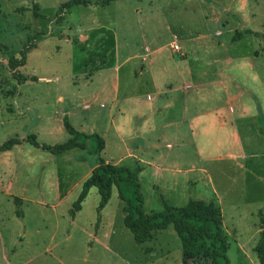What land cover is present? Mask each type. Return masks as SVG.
I'll list each match as a JSON object with an SVG mask.
<instances>
[{
    "label": "rangeland",
    "instance_id": "obj_1",
    "mask_svg": "<svg viewBox=\"0 0 264 264\" xmlns=\"http://www.w3.org/2000/svg\"><path fill=\"white\" fill-rule=\"evenodd\" d=\"M68 1L0 0V264H182L173 225L136 242L115 184L105 209L92 187L73 217L99 156L93 140L59 154L42 148L75 141L66 116L81 132H104L102 157L134 168L140 163L130 153L141 155L146 213L162 211L164 199L176 206L213 201L222 209L230 264H261L255 246L264 220V121L252 113L260 116V104L264 115V54H256L264 51V35L247 34L228 50L217 42L248 28L264 32V0L64 6ZM26 47L25 64L13 71L10 53L22 59ZM114 83L121 105L113 101ZM221 84L232 92L229 104L215 98L224 94ZM219 106L234 108L230 116L248 110L231 131L241 140L227 141L219 130L204 139L209 116L176 133L183 111ZM138 112L152 124L148 149L132 136Z\"/></svg>",
    "mask_w": 264,
    "mask_h": 264
},
{
    "label": "trees",
    "instance_id": "obj_2",
    "mask_svg": "<svg viewBox=\"0 0 264 264\" xmlns=\"http://www.w3.org/2000/svg\"><path fill=\"white\" fill-rule=\"evenodd\" d=\"M113 1L115 0H97L96 4L105 6ZM89 3V0H70L64 6L87 5ZM241 36V32H237L233 40H239ZM28 52L26 47L22 51V59H18L15 54L10 53L13 71L18 66L25 64ZM16 76L22 82L29 80L26 76L19 74ZM64 125L75 141L57 146L43 144V149L59 154L80 144L78 141L93 140L92 152L99 156L96 167L84 181L81 194L71 209L72 215L81 209L82 203L92 187L98 188L100 194L99 207L100 209L104 208L111 198V190L115 184L119 188L120 197L125 201V225L132 231L137 243H144L153 238L157 230L173 225L182 243V264H230L228 257L229 236L224 226L222 209L218 204L213 201L191 198L185 205L176 206L169 204L164 199L162 211L146 213L139 180V174L143 170L142 166L137 164L131 168L126 165L107 162L101 156L105 148V140L101 135L77 130L67 116L64 118ZM29 140L37 144L34 137L29 138ZM128 183L133 187L131 194L126 192V184ZM161 196L163 198L164 194L161 193ZM255 252L260 263L264 264V220Z\"/></svg>",
    "mask_w": 264,
    "mask_h": 264
},
{
    "label": "crops",
    "instance_id": "obj_3",
    "mask_svg": "<svg viewBox=\"0 0 264 264\" xmlns=\"http://www.w3.org/2000/svg\"><path fill=\"white\" fill-rule=\"evenodd\" d=\"M216 18H217V21L219 22V17H216ZM221 33H222L221 30L217 31V34L220 35ZM241 34H242V36H241V38L239 40L234 41L233 40L234 36H232L229 39H227L226 41H224V44H221V41H218L217 45L219 47H225L226 50H228V49L234 47L233 45H236L239 42H241L246 37L247 34L248 35H253L254 37H260V36L264 35V32H262L261 30H258V29L248 28V29H246V33H243V31H242ZM83 37H86V36H83ZM173 42H177V40H174ZM260 48H262V45L260 46ZM256 52H257V50H256ZM182 54L186 55L187 53L185 52V53H182ZM256 54H257V56L262 55V54H264V51H261L260 53H256ZM229 60L233 61V59L231 57L229 58ZM221 85L225 89L224 90V94L221 97H216L215 96V98H218L220 101H223L224 103L229 104L231 102V99H232L231 98L232 97L231 96L232 92L228 90V88L225 86V84H221ZM114 86L116 87V90H115V92L112 93L113 96H114L113 97L114 98L113 101H115L116 103L119 102V105H121L122 101H119V99H120L119 86L117 85V83H114ZM121 96H123V98H124V96L126 97L127 94H125V95L122 94ZM138 107H139V105H138V103H136V107H134V109H138ZM258 108L261 109L260 116L257 117L254 113H252L253 114L252 118H254L256 121H258V120H263L264 121V115H263V111H262V108H261L260 104H258ZM112 111H114V109ZM161 111H163V110H161ZM118 112H121V109H119ZM246 112H248V110L246 111V109L243 108V110L241 111V113L239 115L233 114V116H230L229 113H234V108H232V107L231 108H227V106H219V107H214L212 109H205V110H203L201 112H197V113H194V114H191V115H185L186 111H185V113L183 111L182 112L183 116H181V119L176 122V126H178L176 128V133L178 134L179 132H184L185 130H188L190 128L191 124H194L195 122L201 121L204 116H209V118L206 119V121L208 123V127L206 128V131L208 132V135L205 136L204 139L214 140V137H216V132L219 130V132L228 135V137L224 138L227 141L241 140L240 136L232 134L231 131H232V128H236L237 127V124H236L237 121L243 120V119L246 118ZM134 114L137 117L136 118L137 124H136L135 128L133 129L134 130V132H133L134 135H132V136H133L134 140H138V139L141 140V143L137 144V148H139L140 146H143V148L148 149V147L145 144V142L148 141V140L146 141L145 134L147 132H150L151 129H152L151 121L148 120L149 117L147 116L148 114H146V113L138 112V113H134ZM115 117H116V114L113 112L112 113V118H113L112 122L113 123H114ZM122 120H123V115L121 114L118 117L117 123H115V124H117L116 125V129H117V131L120 134H121L120 127L122 128V130L124 129V127L121 126V125L119 127L118 124L123 123ZM165 126H166V124H165ZM96 130L97 129L92 128L89 131V134H92V133H97L99 135L102 134L101 136L103 137L104 132L99 133L100 131H96ZM198 132H199V130H198ZM230 132H231V135H230ZM260 133H261V135H264V129L260 128ZM103 138L105 140V147H106L107 139L105 137H103ZM121 139H122L123 142L125 141L124 133H122V138ZM219 141L220 140H217V142H219ZM169 146H170V144H169ZM103 150H105V148ZM130 155H132L134 157V159H137V161L141 164V166H142V168L144 170L145 166L142 165L143 158L141 157V155L135 154L133 152H131ZM104 159L107 162H111V163L117 164V162H112V161H110L107 158H104ZM96 165H97V163H94L91 166L90 174H91L92 170L96 167ZM83 203H82L81 209L76 211V213L73 215V217L75 219L77 218V215L79 214V212H81L83 210ZM106 206L104 207V209L106 208ZM97 236H98V234L94 235V237H97Z\"/></svg>",
    "mask_w": 264,
    "mask_h": 264
},
{
    "label": "built area",
    "instance_id": "obj_4",
    "mask_svg": "<svg viewBox=\"0 0 264 264\" xmlns=\"http://www.w3.org/2000/svg\"><path fill=\"white\" fill-rule=\"evenodd\" d=\"M172 47H173V49L176 50V51H179V50L181 49L180 46H179V44H178L177 42H174V43L172 44Z\"/></svg>",
    "mask_w": 264,
    "mask_h": 264
}]
</instances>
